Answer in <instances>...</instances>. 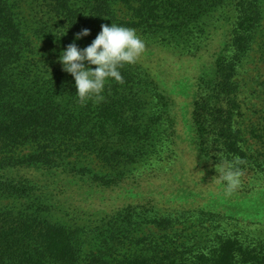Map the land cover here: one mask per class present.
Returning <instances> with one entry per match:
<instances>
[{
  "label": "trees",
  "instance_id": "16d2710c",
  "mask_svg": "<svg viewBox=\"0 0 264 264\" xmlns=\"http://www.w3.org/2000/svg\"><path fill=\"white\" fill-rule=\"evenodd\" d=\"M231 2L237 14L233 20L222 12ZM263 3L31 0L34 19L29 21L23 0H0V264L183 261L179 229L171 217L150 212L138 221L135 212L120 213L102 219L87 234L58 205L55 191L66 183L87 192L96 187L113 191L122 187L130 172L136 171L133 166L141 164L125 141H141L145 130L147 136L152 132L139 113L159 114L153 116L156 124L163 113L162 117L170 116L169 123H176L174 101L136 63L119 69L122 82H106L102 101L81 103L74 77L59 63L60 54L73 43L80 49L88 47L105 24L135 29L146 41L178 51L185 50L191 36L205 43L208 26L232 20L234 51H222L215 73L199 79L198 96L205 95L206 100L199 103L197 99L194 110L199 129L204 113L226 123L221 130L228 141V158L245 157L239 138L242 132L231 123V105L236 106L237 98L232 96L237 92L232 79L237 62L252 51V45L257 44L264 63ZM83 29L91 35L77 41ZM44 41L56 47L50 65L51 59H38ZM257 133L251 139L258 138L264 149V119ZM161 232L167 234L160 237ZM244 245L234 238L222 239L210 258L202 254L199 260L204 264H264V249L261 255L257 248Z\"/></svg>",
  "mask_w": 264,
  "mask_h": 264
},
{
  "label": "rangeland",
  "instance_id": "374dc122",
  "mask_svg": "<svg viewBox=\"0 0 264 264\" xmlns=\"http://www.w3.org/2000/svg\"><path fill=\"white\" fill-rule=\"evenodd\" d=\"M24 2L26 20L33 21L35 6L31 0ZM222 12L235 19L234 2L226 5ZM232 20L211 23L205 28L206 42L191 36L185 50L160 48L138 34L145 42V50L136 65L174 101L172 113L176 123H169L170 116L162 117L163 113L157 124L153 116L159 114L139 113L145 116L152 132L147 136L145 130L144 140L125 141L141 164L133 166L136 171L130 172L121 188L113 191L96 187L87 192L64 183L66 188L55 191L65 215L87 234L104 218L135 212L141 221L143 213L155 212L173 218L175 229H179L178 246H181L179 252L184 254V259L178 264H204L199 256L204 254L210 258L218 242L228 238L244 243V248H257L263 255L264 149L258 138L251 139L258 137L257 131L264 119V63L257 44L237 62L232 79L237 85L234 88L237 92L232 96L237 98L236 106L231 105V123L242 132L240 146L244 147L246 156L228 158L225 153L228 141L221 130L226 123L214 121L211 113H204L201 118L204 125L199 129L194 110L197 99L199 103L206 100L205 95L198 96L199 79L215 73L216 59L222 51H234L230 37ZM258 41L259 38L256 43ZM47 44L44 41L45 47H40L38 59L49 58L50 65L56 47ZM236 160L243 161L238 165L243 172L241 183L230 196H225L224 184L218 180L214 183V180L221 172L220 163ZM166 234L159 233L160 237Z\"/></svg>",
  "mask_w": 264,
  "mask_h": 264
},
{
  "label": "clouds",
  "instance_id": "9594fccd",
  "mask_svg": "<svg viewBox=\"0 0 264 264\" xmlns=\"http://www.w3.org/2000/svg\"><path fill=\"white\" fill-rule=\"evenodd\" d=\"M101 29L88 47L80 49L73 43L60 54L59 63L63 65V71L74 77L76 96L81 103L90 99L102 101L106 82L109 79L122 82L119 69L125 64H135L145 50V42L135 29L113 23L102 25ZM90 35V30L83 29L75 39L78 41ZM93 65L95 69L91 67ZM242 163L236 160L219 164L221 172L214 183L218 180L224 184L225 196H230L240 185L243 172L238 165Z\"/></svg>",
  "mask_w": 264,
  "mask_h": 264
}]
</instances>
